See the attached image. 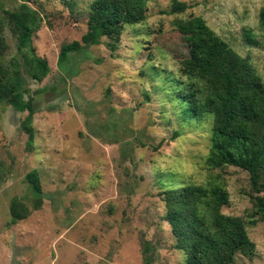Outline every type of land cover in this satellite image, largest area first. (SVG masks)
<instances>
[{
  "label": "rangeland",
  "instance_id": "obj_1",
  "mask_svg": "<svg viewBox=\"0 0 264 264\" xmlns=\"http://www.w3.org/2000/svg\"><path fill=\"white\" fill-rule=\"evenodd\" d=\"M93 1L0 0L1 65L19 63L36 108L29 145L27 113L0 102V264H144V255L150 264H185L160 196L172 174L202 186L220 177L229 194L221 213L241 218L254 244L250 257L224 264H264V219L254 201L264 202V162L256 168L259 193L241 169H209L212 121L181 117L171 88L239 64L264 83V0H146L145 21L126 26L115 51L102 38L59 66L61 46L86 34ZM173 1L188 8L170 14ZM21 4L41 19L32 39L49 66L41 82L27 73L5 20L4 11ZM34 170L43 191L38 210L26 181ZM14 199L30 211L17 224Z\"/></svg>",
  "mask_w": 264,
  "mask_h": 264
},
{
  "label": "trees",
  "instance_id": "obj_2",
  "mask_svg": "<svg viewBox=\"0 0 264 264\" xmlns=\"http://www.w3.org/2000/svg\"><path fill=\"white\" fill-rule=\"evenodd\" d=\"M185 3L173 1L170 14L182 13ZM146 0H94L89 8L87 32L80 42L62 45L58 65L62 66L71 53L84 46H98L102 38L112 41L111 51L117 49L119 37L126 26L146 19ZM5 20L17 37V52L29 76L41 82L49 73L45 59L36 55L32 39L39 30L41 19L28 5L14 11H4ZM0 21V102H6L16 112L27 113L23 130L32 145V118L36 113L33 100L25 98V83L16 61L11 68L2 67L4 41ZM258 29L264 33V8L259 11ZM253 39L249 38L251 42ZM172 100L179 114L188 120L210 119V148L206 158L209 169L235 167L249 174L253 189L259 193L257 165L264 162V83L252 69L238 68L223 74L203 77L199 84L171 82ZM178 134L174 135L177 136ZM158 148V147H157ZM157 148H155L157 150ZM168 187L160 192L165 220L171 226L176 249L183 253L185 264H224L237 254L250 257L254 244L249 240L246 223L239 217L227 216L221 209L229 203V194L220 177L205 186L170 175ZM26 181L34 196V210L42 205L43 191L36 170L28 173ZM175 182V183H172ZM257 212L264 219V202L254 199ZM30 211L19 199L10 204L12 224L25 220ZM255 220L249 224H254ZM149 250L146 246L144 254ZM144 264H150L144 255Z\"/></svg>",
  "mask_w": 264,
  "mask_h": 264
}]
</instances>
